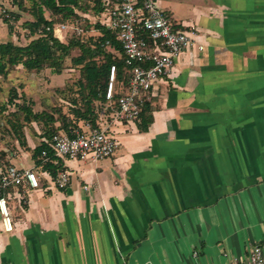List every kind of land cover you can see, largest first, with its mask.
Returning <instances> with one entry per match:
<instances>
[{"label": "crops", "instance_id": "1", "mask_svg": "<svg viewBox=\"0 0 264 264\" xmlns=\"http://www.w3.org/2000/svg\"><path fill=\"white\" fill-rule=\"evenodd\" d=\"M156 1L198 36L147 95L148 130L115 121L111 157L60 159L66 189L27 133L8 166L40 186L0 191L14 225L0 213V264H230L264 248V0Z\"/></svg>", "mask_w": 264, "mask_h": 264}, {"label": "trees", "instance_id": "2", "mask_svg": "<svg viewBox=\"0 0 264 264\" xmlns=\"http://www.w3.org/2000/svg\"><path fill=\"white\" fill-rule=\"evenodd\" d=\"M16 0L18 9H4L2 20L10 31L22 18V12L28 11L32 19L22 23L28 42L17 44L13 41L0 42V77H7L10 70L22 66L27 71L40 72L50 68L53 73L60 74L66 69L65 62L74 49L80 53L72 57V62L79 67V79L69 88L77 90L76 97L67 98L71 109L69 113L61 108L52 106L51 110L34 111L33 101H26L24 93L23 103H15L14 119H9L18 140L23 146L27 144L24 132V123L37 122L42 124L45 140L33 149V158L38 165L55 178L60 170H65L62 160L53 156L49 145L55 133L75 135L79 121L98 127L104 113L117 108L120 96L128 89L130 70L125 64L123 51L117 39V32L109 29L100 20V14L105 9V0ZM49 12V16L46 15ZM94 20V21H93ZM66 23L76 25L83 29L82 34L70 30V36L61 41L55 34L57 25ZM92 30H98L96 35L86 36ZM68 33V34H69ZM67 34V35H68ZM117 66V81L110 105L106 98V91L110 76V67ZM14 95V94H13ZM17 95L15 94V97ZM11 96L10 102H13ZM6 105H3L5 108ZM22 116V119H21ZM138 128L147 131L153 120V107L151 101L146 99L142 104L139 115ZM46 150L50 156L43 161L42 152ZM8 165L5 166V169ZM2 191V190H1ZM1 196V192H0Z\"/></svg>", "mask_w": 264, "mask_h": 264}, {"label": "built area", "instance_id": "3", "mask_svg": "<svg viewBox=\"0 0 264 264\" xmlns=\"http://www.w3.org/2000/svg\"><path fill=\"white\" fill-rule=\"evenodd\" d=\"M100 20L109 29L117 32L125 64L130 70L128 89L120 96L117 108L104 113L98 127L85 123V129H77L75 135L55 133L49 145L53 156L58 159H85L91 157L102 160L111 157L117 147L118 139L111 132V123L131 121L139 118L142 104L155 83L169 74L182 52L197 41L198 31L177 29L169 15L157 4L156 0H105V9ZM70 30L82 34L83 29L76 25L59 24L54 34L65 41ZM203 49V45H198ZM117 86V66L110 67V76L106 91L109 104ZM43 161L50 156L42 152ZM54 184L59 189H66L71 184V175L67 170H60ZM28 186L38 188L40 180L32 168L8 166L0 174V191L8 187ZM0 213L4 230L13 231L7 201L0 197ZM230 264H264V248L254 245L244 261L233 260Z\"/></svg>", "mask_w": 264, "mask_h": 264}, {"label": "rangeland", "instance_id": "4", "mask_svg": "<svg viewBox=\"0 0 264 264\" xmlns=\"http://www.w3.org/2000/svg\"><path fill=\"white\" fill-rule=\"evenodd\" d=\"M23 1L27 7L30 5L28 0ZM4 9L17 10L16 0H0V42L13 41L17 44H26L29 40L22 23L27 19H32V15L28 11H23L22 18L15 24L13 30L10 31L1 17ZM46 15L49 16V12H46ZM98 33V30H92L87 34L86 39L90 35H96L94 36L96 38ZM69 36L70 33L67 35V38ZM79 53V49H74L71 56L65 62L66 69L63 73L70 75L67 79L62 77L54 79L56 76L50 68L43 69L40 72H33L25 70L22 66L10 70L7 77H0V166L8 165L9 160L7 156L10 153L18 152L19 147L24 150L28 149L27 144L23 146L18 140L9 122V119L15 120L13 116L16 109L15 103L24 102V98L21 97L22 93L26 96V101H33L32 107L34 111L51 110L52 106H55L69 113L71 106L69 102L64 101L67 98L76 97L77 90H75V86V89L69 88L80 76L79 67H76L72 62V57L77 56ZM117 84L119 87L120 82L117 81ZM15 94L17 95L16 97ZM11 96H13L12 103L10 102ZM3 105H6V107L3 108ZM24 125L25 136L27 133L31 137L43 134L41 123L32 122L31 124L24 123ZM36 127L41 134H37Z\"/></svg>", "mask_w": 264, "mask_h": 264}]
</instances>
